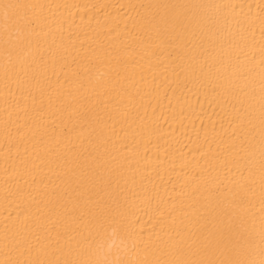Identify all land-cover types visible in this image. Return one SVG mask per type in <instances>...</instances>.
Wrapping results in <instances>:
<instances>
[{"label":"bare ground","instance_id":"1","mask_svg":"<svg viewBox=\"0 0 264 264\" xmlns=\"http://www.w3.org/2000/svg\"><path fill=\"white\" fill-rule=\"evenodd\" d=\"M0 264H264V0H0Z\"/></svg>","mask_w":264,"mask_h":264}]
</instances>
